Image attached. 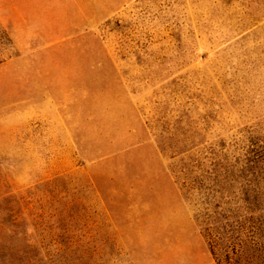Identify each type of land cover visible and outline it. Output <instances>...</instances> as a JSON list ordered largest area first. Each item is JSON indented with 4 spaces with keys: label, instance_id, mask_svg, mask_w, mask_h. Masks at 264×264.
Wrapping results in <instances>:
<instances>
[{
    "label": "rangeland",
    "instance_id": "374dc122",
    "mask_svg": "<svg viewBox=\"0 0 264 264\" xmlns=\"http://www.w3.org/2000/svg\"><path fill=\"white\" fill-rule=\"evenodd\" d=\"M261 115L264 0H0V264H214Z\"/></svg>",
    "mask_w": 264,
    "mask_h": 264
},
{
    "label": "trees",
    "instance_id": "16d2710c",
    "mask_svg": "<svg viewBox=\"0 0 264 264\" xmlns=\"http://www.w3.org/2000/svg\"><path fill=\"white\" fill-rule=\"evenodd\" d=\"M237 132L239 139L226 147L223 172L213 164L208 223L201 231L214 264H264V115Z\"/></svg>",
    "mask_w": 264,
    "mask_h": 264
}]
</instances>
